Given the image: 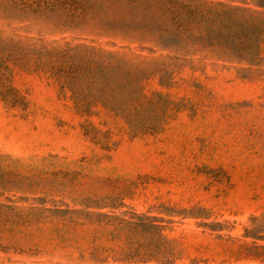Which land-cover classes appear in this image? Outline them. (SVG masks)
I'll return each instance as SVG.
<instances>
[{
  "label": "rangeland",
  "instance_id": "374dc122",
  "mask_svg": "<svg viewBox=\"0 0 264 264\" xmlns=\"http://www.w3.org/2000/svg\"><path fill=\"white\" fill-rule=\"evenodd\" d=\"M19 1L0 0V60L8 59L0 63V264H160L134 251L138 236L120 227L93 235L95 223L81 221L61 230L68 209L82 218L162 220L171 264H264V48L251 67L199 49L171 61L170 73L145 76L138 104L160 122L134 133L100 104L90 114L78 109L37 51L119 47L78 29L48 33L42 12L12 5ZM90 128L96 133L86 134ZM57 171L122 191L17 186V176Z\"/></svg>",
  "mask_w": 264,
  "mask_h": 264
},
{
  "label": "trees",
  "instance_id": "16d2710c",
  "mask_svg": "<svg viewBox=\"0 0 264 264\" xmlns=\"http://www.w3.org/2000/svg\"><path fill=\"white\" fill-rule=\"evenodd\" d=\"M252 1L35 0L27 3L20 0L12 5L26 8L30 13L41 11L51 28L48 33L78 29L82 34L106 39L112 47H119L121 52L66 44L61 50L40 47L37 51L45 57L43 68L48 67L52 76L62 80L60 87L70 93L82 112L90 114L100 104L110 113L120 115L134 133H150L159 125L160 117L150 107L138 104L140 83L145 76L170 73L171 61L185 59L199 49H216L228 59L248 67L254 65L264 48V0ZM142 52L148 55H141ZM58 55L66 60H58ZM50 56L52 64L46 61ZM5 60L8 59L0 63ZM33 66L37 67L38 63L34 62ZM90 132L95 134L96 130H86V134ZM81 177L79 172L38 173L17 176V186L27 190L107 195L122 191L112 182L104 186L86 185L80 182ZM64 213L60 218L63 231L78 226L81 221L95 223L93 235L98 229L120 227L138 236L134 251L152 253V260L171 264L172 251L161 235L160 219L135 214L123 217L112 212L82 218L70 209ZM146 236L153 237L151 245L144 240Z\"/></svg>",
  "mask_w": 264,
  "mask_h": 264
}]
</instances>
